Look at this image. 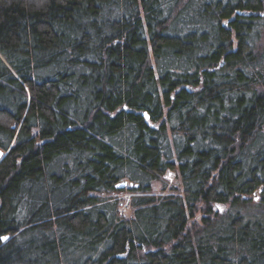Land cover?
<instances>
[{
    "label": "trees",
    "instance_id": "obj_1",
    "mask_svg": "<svg viewBox=\"0 0 264 264\" xmlns=\"http://www.w3.org/2000/svg\"><path fill=\"white\" fill-rule=\"evenodd\" d=\"M263 30L264 0H0V264H264Z\"/></svg>",
    "mask_w": 264,
    "mask_h": 264
},
{
    "label": "rangeland",
    "instance_id": "obj_2",
    "mask_svg": "<svg viewBox=\"0 0 264 264\" xmlns=\"http://www.w3.org/2000/svg\"><path fill=\"white\" fill-rule=\"evenodd\" d=\"M263 32H264V30H263ZM164 179L168 182V183H171V184H173V185H176L177 184V179H175L174 178V174L172 173V172H167L165 175H164ZM128 186V185H127ZM153 187L155 188V190H160V188H161V185H160V183H158V182H154L153 183ZM166 190V189H165ZM123 200H124V206H123V211H125V212H128L129 210H128V207H127V203H128V201H129V196L128 195H121L120 196ZM257 197H256V199H255V201H257Z\"/></svg>",
    "mask_w": 264,
    "mask_h": 264
},
{
    "label": "water",
    "instance_id": "obj_3",
    "mask_svg": "<svg viewBox=\"0 0 264 264\" xmlns=\"http://www.w3.org/2000/svg\"><path fill=\"white\" fill-rule=\"evenodd\" d=\"M1 156H2V152L0 150V157ZM127 185H128L127 181H121L120 183H118V184L115 185V188L120 190V189L126 188ZM129 185H131V184H129ZM255 199H256V196L254 195V200ZM7 237H8L7 235L4 236V237H2V241L6 240Z\"/></svg>",
    "mask_w": 264,
    "mask_h": 264
}]
</instances>
